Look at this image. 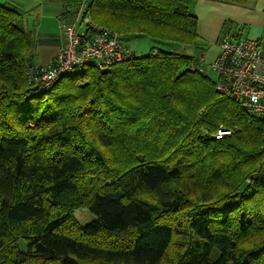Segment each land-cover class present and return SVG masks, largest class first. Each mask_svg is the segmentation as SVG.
Segmentation results:
<instances>
[{
	"label": "trees",
	"instance_id": "16d2710c",
	"mask_svg": "<svg viewBox=\"0 0 264 264\" xmlns=\"http://www.w3.org/2000/svg\"><path fill=\"white\" fill-rule=\"evenodd\" d=\"M197 1L87 0L95 23L170 50L49 87L0 3V264H264V117L188 54L205 48Z\"/></svg>",
	"mask_w": 264,
	"mask_h": 264
},
{
	"label": "built area",
	"instance_id": "2783aa9c",
	"mask_svg": "<svg viewBox=\"0 0 264 264\" xmlns=\"http://www.w3.org/2000/svg\"><path fill=\"white\" fill-rule=\"evenodd\" d=\"M86 8L87 0H80L75 10V21L62 23L64 42L52 64L39 69L42 85L49 87L63 76L90 63L105 69L132 56L133 51L119 42L120 35L104 27L91 26L89 18L84 20ZM83 28L85 30L80 32L79 29ZM220 46L221 55L212 65L220 74L218 89L239 98L251 112L264 117V48L259 41L235 40L230 34L223 36ZM230 133L222 129L216 138L222 139Z\"/></svg>",
	"mask_w": 264,
	"mask_h": 264
},
{
	"label": "rangeland",
	"instance_id": "374dc122",
	"mask_svg": "<svg viewBox=\"0 0 264 264\" xmlns=\"http://www.w3.org/2000/svg\"><path fill=\"white\" fill-rule=\"evenodd\" d=\"M19 4H17L18 8L24 14V19L22 22V27L28 31H31L32 40L36 43L37 47L32 50V54L34 55V62L48 65L51 62V59L54 55L55 49L43 48L40 45V40L47 37H60L62 36V21L60 20V15L63 10V5L59 4L57 0H19ZM75 5V2L72 0L69 3V0L66 1V6L71 5L73 10L77 9L79 6ZM196 7V6H195ZM194 7V9H195ZM73 19L69 23H73L76 19L74 15ZM89 18L91 21V26H100L106 29H109L118 35H120L121 39L119 40L125 47L139 53H149L154 48H162L165 50H170L169 46L159 43L150 39L149 37H127L126 40L122 39L121 34L118 32L107 28L105 26L99 25L95 23L91 17L86 15L87 19ZM80 32H83L85 29H79ZM262 43L264 45V39H262ZM204 49L191 51L188 54L191 55H204L205 63L208 66V74L211 77L216 78V75L213 73L211 65L214 63L216 57L220 53V46L214 42L210 44H204ZM39 46V47H38ZM94 68L103 70L104 68L94 66ZM222 92V91H221ZM76 219L82 224L87 225L91 221L95 219V217L86 209H80L75 212Z\"/></svg>",
	"mask_w": 264,
	"mask_h": 264
},
{
	"label": "crops",
	"instance_id": "0c3cea01",
	"mask_svg": "<svg viewBox=\"0 0 264 264\" xmlns=\"http://www.w3.org/2000/svg\"><path fill=\"white\" fill-rule=\"evenodd\" d=\"M57 1L64 7L60 15V20L62 23L70 22L75 15V9L73 10L71 5H65L67 0ZM71 1L72 0H69V3ZM18 2L20 1L0 0L1 4H12L14 6H18ZM195 13L199 21V34L201 41L204 44L208 45L211 42H214L219 45L222 33L228 31L226 30L228 29L226 24L231 23V34L237 36L239 39H252L259 41L262 46H264L262 43V39H264V0H253V2L246 7L217 3L208 0H198L195 7ZM238 27L241 31L239 30L240 32L236 33L235 31L238 30ZM28 32L31 34V31ZM39 42L43 48H53L56 50L48 65L36 63L41 67H49L64 40L62 36L55 38L47 37ZM36 47L37 45L34 42V49Z\"/></svg>",
	"mask_w": 264,
	"mask_h": 264
}]
</instances>
